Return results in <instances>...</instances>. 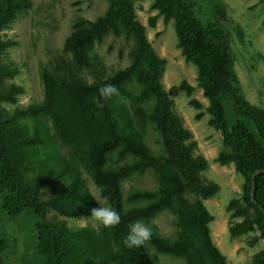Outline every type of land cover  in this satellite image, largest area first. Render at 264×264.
<instances>
[{"label":"trees","instance_id":"1","mask_svg":"<svg viewBox=\"0 0 264 264\" xmlns=\"http://www.w3.org/2000/svg\"><path fill=\"white\" fill-rule=\"evenodd\" d=\"M135 3L107 0L106 9L94 19L77 16L62 45V59L53 66L40 64L43 99L23 106L19 100L26 89L12 81L20 64L7 55L16 41L4 37V32L34 2L0 0L2 208L12 216L24 209L36 214L37 251L43 264H159L155 252L184 264H229L213 240L214 216L205 204L219 184L202 177L208 160L195 152L198 143L193 132L173 110L174 97L182 92L191 96L194 86L184 79L164 87L165 59L149 39ZM150 7L157 13L148 18L149 25L156 27L160 16L166 23L172 20L181 54L196 67L198 85L208 99V123L222 134L223 148L215 161L233 163L243 177L240 197L226 206L228 230L232 238L257 233L248 240L253 245L264 239L259 208V204L264 207V173L256 176L258 204L250 194L252 172L264 167V109L243 91L227 28L218 19L231 20L227 6L220 0L212 5L219 15L213 21L199 16L194 0H153ZM236 29L242 39L241 25L236 23ZM109 34L132 40L129 64L113 71L94 53L95 45ZM105 84L114 85L118 94L100 99L98 89ZM189 104L198 111L196 118H202L203 104L195 98ZM149 124L159 135V153L147 143ZM147 171L153 172L156 186L132 187L124 195V181ZM85 175L106 206L120 214L118 226L72 227L48 218L50 212L90 217L91 210L100 206ZM164 211L174 217L173 237L164 236L151 223ZM137 219L151 227L152 236L143 247L128 249L123 239L130 222ZM149 246L154 248L151 254ZM4 249L0 235V264H8ZM252 263L264 264V248L253 254Z\"/></svg>","mask_w":264,"mask_h":264},{"label":"rangeland","instance_id":"2","mask_svg":"<svg viewBox=\"0 0 264 264\" xmlns=\"http://www.w3.org/2000/svg\"><path fill=\"white\" fill-rule=\"evenodd\" d=\"M195 9L205 21L216 20L219 15L212 8L218 0H194ZM227 6L231 20L218 18L227 28L229 41L235 55V68L239 75L243 91L247 98L258 107L264 109V2L260 0H220ZM33 8L19 16L4 32V37L13 39L16 44L10 47L7 55L20 64L19 74L12 81L23 85L26 92L20 96L19 105H28L43 99V86L40 80V64L53 66L62 59V45L71 31L73 20L81 15L94 19L103 13L107 0H33ZM153 0H136L135 7L138 18L147 26V35L157 52L165 59V70L162 83L165 88L187 80L194 86L191 96L185 92L174 97L173 110L183 119L186 126L193 132L198 146L197 154H203L208 160V166L203 170L205 181H215L219 189L214 196L205 200V204L214 220L210 223L215 244L227 256L229 264H253L252 256L264 248V239H258L253 245L248 243L250 237L257 233L244 234L236 238L230 236L228 222L230 212L226 206L230 200L240 197L242 193V175L236 171L233 163L221 165L215 157L223 148L222 134L209 125L210 114L207 112L208 99L203 95V89L198 85L196 67L185 60L177 46V36L174 22H164L160 16L156 27H151L148 18L157 13L151 10ZM240 24L244 36L241 39L236 29ZM131 39L124 35L115 37L107 35L94 47V53L101 56L109 71L129 64L128 51ZM195 98L203 104V116L196 118L197 110L189 104ZM8 107H12L11 105ZM148 145L157 153L162 148L157 131L148 126ZM86 184L94 197L106 206L98 188L85 175ZM50 186L49 189L55 188ZM156 178L152 171L137 175L124 181L122 192L125 195L132 187L154 188ZM99 203V202H98ZM49 219L64 220L72 227L93 224L97 222L91 217L67 218L57 216L54 212L48 214ZM241 220V218H237ZM36 214L24 209L16 216L9 215L2 208L0 195V235L5 240L3 256L8 264H43V259L37 251ZM166 237L175 235L176 226L170 212L164 211L151 219ZM149 246V253L154 250ZM159 264H184L183 260L167 254L156 253Z\"/></svg>","mask_w":264,"mask_h":264},{"label":"clouds","instance_id":"3","mask_svg":"<svg viewBox=\"0 0 264 264\" xmlns=\"http://www.w3.org/2000/svg\"><path fill=\"white\" fill-rule=\"evenodd\" d=\"M100 99H108L118 94V89L112 84H105L98 89ZM97 107H102L97 101ZM95 198V197H94ZM96 199V198H95ZM96 201H98L96 199ZM100 206L91 210L90 217L105 229H111L118 226L121 222L120 214L110 206ZM152 236V229L142 220L137 219L128 225V231L123 239V244L128 249L143 247Z\"/></svg>","mask_w":264,"mask_h":264},{"label":"water","instance_id":"4","mask_svg":"<svg viewBox=\"0 0 264 264\" xmlns=\"http://www.w3.org/2000/svg\"><path fill=\"white\" fill-rule=\"evenodd\" d=\"M263 173H264V167L263 168L256 169L251 174V181L252 182H251V191H250V194H251V201L253 203H255V204H258V202H257V200L255 198V192H256V176H258L260 174H263ZM259 208H260L261 212L264 215V207L259 204Z\"/></svg>","mask_w":264,"mask_h":264}]
</instances>
